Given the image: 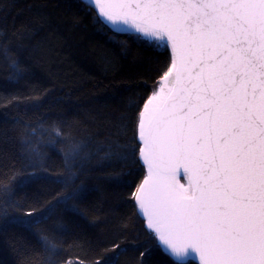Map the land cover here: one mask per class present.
Here are the masks:
<instances>
[{"label":"snow or ice","instance_id":"snow-or-ice-1","mask_svg":"<svg viewBox=\"0 0 264 264\" xmlns=\"http://www.w3.org/2000/svg\"><path fill=\"white\" fill-rule=\"evenodd\" d=\"M73 7L67 19L38 11L15 30L0 26L8 80L18 86L37 59L58 58L49 33L91 19L127 34L125 55L153 53L138 64L151 82H137L118 111L49 109L35 119L28 113L54 89L3 87L13 135L0 147V236L25 226L41 264H121L129 242L135 264L194 255L199 264H264V0H69ZM90 178L120 189L117 203L94 202ZM65 217L109 227L94 243H69Z\"/></svg>","mask_w":264,"mask_h":264},{"label":"trees","instance_id":"trees-1","mask_svg":"<svg viewBox=\"0 0 264 264\" xmlns=\"http://www.w3.org/2000/svg\"><path fill=\"white\" fill-rule=\"evenodd\" d=\"M68 3L69 0H0V26H6L10 31L15 30L34 19L38 11L67 19L71 12L76 11L74 7L69 11ZM2 30L0 27V31ZM48 35L54 40L58 58L46 55L43 60L37 59L32 68L33 76L27 82H21L17 86L15 81L7 79L6 71L0 70V91H3L5 85L11 91L19 90L33 95H39L43 89H54L55 99L50 98L40 111L29 112L27 118L35 119L49 109L56 112L72 111L75 114L76 109L83 110L94 105L103 107L105 111H118L133 93L141 90L134 87L137 82L143 79L151 82L149 77L143 75L144 69L139 68L138 64L141 58L153 53L132 48L131 53L125 55L120 42L127 40V34H114L112 30L106 31L91 19H85L80 27L71 29L68 34ZM2 67L0 58V69ZM31 89L37 91L31 92ZM7 120L0 110V147L4 148L8 144L2 142L9 141L13 135V126ZM86 182L99 187L91 198L94 202H99L104 207L117 203L118 197L115 194L120 189L103 179L90 178ZM25 194L20 193L21 196ZM114 210L117 213L122 211L119 207ZM90 220L91 218L81 219L77 222L79 227H76L71 223L70 217H65L62 222L70 228L67 236L69 243L73 240L81 243L91 240L94 243L102 232L107 231L109 226L100 224L96 227ZM7 231L6 236H0V264H24L25 261L29 264H41L42 254L37 251L39 246L36 238L28 235L25 226H11ZM12 244L22 246L20 255L12 250ZM136 257L137 251L129 242L126 254L121 256V264H135ZM156 259L162 260L163 257L158 255ZM188 264L197 263L190 260Z\"/></svg>","mask_w":264,"mask_h":264},{"label":"water","instance_id":"water-1","mask_svg":"<svg viewBox=\"0 0 264 264\" xmlns=\"http://www.w3.org/2000/svg\"><path fill=\"white\" fill-rule=\"evenodd\" d=\"M119 34H122V33H119ZM191 261H195L197 264H199V260H198V256H195L194 255V258L190 259ZM189 260V261H190Z\"/></svg>","mask_w":264,"mask_h":264}]
</instances>
